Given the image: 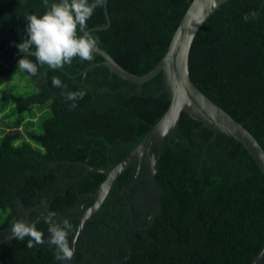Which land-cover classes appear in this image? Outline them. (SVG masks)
<instances>
[{"label":"trees","instance_id":"16d2710c","mask_svg":"<svg viewBox=\"0 0 264 264\" xmlns=\"http://www.w3.org/2000/svg\"><path fill=\"white\" fill-rule=\"evenodd\" d=\"M191 1L106 0L111 24L90 32L123 67L144 74L161 60ZM44 11L43 0H0V210L7 212L0 239L11 232L19 201L28 207L44 201L58 217L88 199L106 174L63 161L116 165L169 105L161 73L143 83L142 94L105 65L83 73L103 59L96 52L91 61L74 57L58 69L37 65L35 77L16 71L24 55L16 45L27 35L24 15ZM253 11L255 18L244 21ZM106 24L105 6L87 21L88 28ZM189 69L193 82L264 148V0L223 3L198 30ZM53 76L67 90L85 91L76 108L51 84ZM176 132L180 139L167 137L158 155V209L146 227L124 237L119 264H251L264 245L262 170L238 140L221 131L214 137L186 112ZM146 169L143 163L139 179L147 180ZM133 170L118 176L101 208L109 220L117 214L110 203L115 186L129 182ZM38 214L31 212L29 222L43 232L44 243L28 248V237L7 240L0 244V264L58 262L55 246L45 241L49 224Z\"/></svg>","mask_w":264,"mask_h":264},{"label":"water","instance_id":"95a60500","mask_svg":"<svg viewBox=\"0 0 264 264\" xmlns=\"http://www.w3.org/2000/svg\"><path fill=\"white\" fill-rule=\"evenodd\" d=\"M226 1L228 0H192L175 29L168 48L161 60L155 67L144 74L131 72L123 67L107 50L100 46L96 47L94 52L100 54L103 59L93 62L82 70L83 73L93 66L105 65L111 73H115L120 78L129 82L138 84L136 93L140 94L143 93V83L153 79L156 75L161 73L164 91L168 93L169 105L156 123L116 165L112 167H99L87 161H63L84 166L90 171L106 174L105 179L99 186L88 194L93 198V203L84 210H82L83 206H80L77 209L79 212L78 215H71L68 217V214L71 212V210H68L63 216L57 218L52 214L50 206L44 201L35 203L29 207L19 201L18 209H21L23 214L29 215L31 212L36 211L39 213V218L45 219L48 224L49 221H51L52 223L60 225H63L70 218H76L79 220L77 224L78 233L81 232L85 234L84 224L101 208L114 186L116 179L127 168L134 165L133 176L126 184V187L133 186L139 179L143 160L147 161V174L151 184H156V172L160 149L166 142L167 137H174L177 140L180 139V137L177 136L176 128L182 112H186L192 118L201 122L203 126L212 129L214 131V137L217 136L218 131H221L238 140L253 156L264 174V148L257 138L226 109L206 95L193 82L190 76L189 54L194 38L207 18ZM105 14L107 17L106 25L93 26L88 28V30L93 31L108 27L111 24V20L106 4ZM108 89L109 86L103 88V90ZM154 145L158 146L157 152L154 151ZM56 162L61 161L58 160ZM58 219L61 220V223H58ZM49 235L51 234L48 233L46 237H49ZM13 238L15 237L12 233H9L4 238L0 239V244ZM263 259L264 245L251 264H260Z\"/></svg>","mask_w":264,"mask_h":264},{"label":"clouds","instance_id":"9594fccd","mask_svg":"<svg viewBox=\"0 0 264 264\" xmlns=\"http://www.w3.org/2000/svg\"><path fill=\"white\" fill-rule=\"evenodd\" d=\"M106 0H43L45 11L25 13L26 38L16 45L23 53L17 61V70L32 76L37 75V65H47L51 69L62 68L70 64L74 57L82 61H91L93 53L99 44V37L93 35L87 27V21L97 8H103ZM255 11L244 14V21L255 18ZM51 84L62 89V95L71 101V107L76 108L78 101L85 96L84 90H67V84L53 76ZM72 226L49 221L47 229L48 243L55 246V260L70 262L74 256L76 238L69 240ZM12 235L24 240L28 237L26 246L33 248L44 243V234L38 230L35 222L23 220L14 222Z\"/></svg>","mask_w":264,"mask_h":264},{"label":"flooded vegetation","instance_id":"af4514ba","mask_svg":"<svg viewBox=\"0 0 264 264\" xmlns=\"http://www.w3.org/2000/svg\"><path fill=\"white\" fill-rule=\"evenodd\" d=\"M143 163L148 169L147 161L143 160L142 165ZM147 169V180L146 178L138 179V183L134 184V186L131 187H126V184L128 182H126L122 186H115V189L113 191L114 194L110 201L112 206L115 207V211L117 212L114 219L109 220L108 214L105 215L104 213H102L103 211L101 208L104 205L107 199L106 198L97 213L90 219H88L84 224L85 234L81 232L78 233V219L70 218L67 220V222L71 219L77 220L76 225L72 227L68 237L70 241L73 236L76 238L75 255L70 262L58 261L56 264L120 263L117 259V253L122 250V245L127 242V239H125L124 237H130V235H128V232L129 234H131L134 229H137L139 227H146L149 220L158 209L156 197L159 195V189L157 188V184H151L147 174ZM122 199L123 201H121ZM92 203V197L89 196L88 199L83 198L77 204L70 205L69 208L63 212V214H65L68 210H71V212L68 214V217L71 215H78L79 212L77 211V209L80 206H83L82 210H84ZM18 205L19 203L12 207V209L14 210H19V214L14 217V221L17 222L23 220L29 222L31 213L29 215L23 214V211L21 209H18ZM63 214L61 216H63ZM61 216L56 217L60 218ZM119 216L122 217L121 220L118 221L119 224L122 222L121 228H115L113 223L118 220ZM37 217L39 218V214ZM123 218L127 219L122 220ZM58 223H61L60 219H58ZM128 226L129 229L127 231ZM122 228H125V231H122ZM48 238L49 237H46L45 241H48ZM78 253H81V258L78 260V263H75Z\"/></svg>","mask_w":264,"mask_h":264},{"label":"rangeland","instance_id":"374dc122","mask_svg":"<svg viewBox=\"0 0 264 264\" xmlns=\"http://www.w3.org/2000/svg\"><path fill=\"white\" fill-rule=\"evenodd\" d=\"M42 113L39 112V114H37V116L35 117L36 121H39L42 118ZM2 127V124L0 123V128ZM7 214V212H4L2 210H0V221L3 219V217Z\"/></svg>","mask_w":264,"mask_h":264}]
</instances>
